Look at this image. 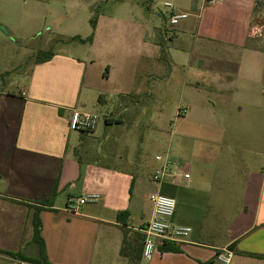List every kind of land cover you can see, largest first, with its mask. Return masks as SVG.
Returning a JSON list of instances; mask_svg holds the SVG:
<instances>
[{
    "label": "crops",
    "instance_id": "1",
    "mask_svg": "<svg viewBox=\"0 0 264 264\" xmlns=\"http://www.w3.org/2000/svg\"><path fill=\"white\" fill-rule=\"evenodd\" d=\"M49 1L0 0V35L10 50L24 45L53 51L49 59H34L22 88L0 83V259L32 264L1 250L41 259L33 214L57 182L53 205L40 211L45 264H225L217 259L225 250L234 252L228 264H264V257L253 255H264V27L253 33L264 22V0H167L189 16L172 24V36L164 29L162 40H151L149 28L134 23V45L103 75L115 78L109 89L96 87L95 57L80 54L78 47L76 54L53 50L55 44H84L75 36L90 35L74 28L73 14L56 16L70 21L73 31L54 29ZM145 4L152 8V0L150 7ZM112 30L99 17L94 41L110 42ZM168 65V75L161 74L160 68ZM175 65L186 66L185 77L191 79L172 75ZM152 78L159 87L151 86ZM172 86L182 95L203 98L201 106L180 108L178 118L208 133L191 134L194 158L179 170L173 169L170 147L165 156L157 154L172 162L175 173H167L162 182L148 180L137 165L127 166L134 162L120 143L136 127L126 123L125 112L106 114L100 137L98 126L94 131L69 127L74 108L101 103L105 92L119 94L122 107L146 90L170 93ZM226 136L231 141L224 142L225 155L214 153ZM100 138L108 139L102 146L94 144ZM199 141L206 143L205 152ZM103 153L112 163L104 161ZM156 161L155 169L162 165ZM163 184L175 187L172 221L192 231L182 240L157 238L153 258L141 255L132 263L121 254L124 236L143 251L144 240L136 241V235H145L154 214L149 195ZM92 193L98 194L96 200L73 209L70 199Z\"/></svg>",
    "mask_w": 264,
    "mask_h": 264
},
{
    "label": "rangeland",
    "instance_id": "2",
    "mask_svg": "<svg viewBox=\"0 0 264 264\" xmlns=\"http://www.w3.org/2000/svg\"><path fill=\"white\" fill-rule=\"evenodd\" d=\"M149 1L151 0H50L47 4L52 14H54L52 18L54 29L59 27V29L63 28L64 30L69 29L73 31V24L70 21H65V19L62 21V19L57 18V14H73L75 20L78 22L74 25V28H79L90 36L93 32L91 17L94 15H98V18L101 17L104 24L108 27L111 26V29H113L112 40L110 42L104 43V41H108L104 40L103 42L96 43L93 35L92 40L84 44H55L53 50L76 54L78 53L77 47L82 48L80 54L91 55L96 59V87L99 89L102 87L109 89L112 86L113 88L115 78L109 80L103 75H106L111 70L110 64L122 58V55L119 54H122V52L124 54L130 45H134L135 36L133 35H135L136 28V24L134 23L143 24L144 30L149 28L151 40L152 37L162 40L164 29L167 32V36L174 34V30L171 28L173 25L170 22V8L164 5V2L167 0H154V3L152 0L151 9L147 8L145 4L147 3L148 7H150ZM193 1L196 2L197 0H188L190 3ZM172 3L174 4V2ZM0 28L4 29L2 26ZM57 31L55 32L54 30L52 37L55 43L57 41ZM6 42L5 36L0 35V83L2 87L11 85L12 89L22 88L25 74L32 69L34 59L44 56L45 51L39 52L33 50L31 46L27 47L24 45L16 50H10ZM167 42L172 45L175 41L169 37V39L167 38ZM177 56L184 57L183 60L188 61L189 59L188 56L179 52H177ZM171 68L173 70L172 75L181 77L182 81L184 79H191V77H185L186 66L175 65ZM169 71V65L166 66V70L160 68V73L163 75H168ZM5 80L8 81L5 82ZM102 81H104L103 84ZM150 84L155 87H159L160 85L153 78ZM86 89H84V93ZM170 91V93H164L162 90L158 89L157 91L155 89L153 94H148V90H146L138 100L131 101L128 98L127 104L122 107L119 106L121 101L119 94L113 91L105 92L103 93L101 103H98L96 100L81 108L96 113L99 116L96 133L98 137L102 135V132L104 133L102 130L106 114L113 113L117 115L125 112L126 123H131L136 129L134 132H128L127 136L121 139V148L119 149L122 152H126L134 162V164H128L127 166L133 167L137 165L140 173L148 180L152 177L157 165L156 155L158 153L165 156L168 147H170L169 157H171L170 159L173 162V169L179 170L185 164H190L193 161L194 153L190 149V144L192 145L195 139L191 138V134L206 136L208 133L201 127H193L188 119L178 118L180 108L188 107L190 103L201 106L203 98L184 92L182 95L177 89L175 90L174 86L171 87ZM165 94L166 97H164ZM108 133L110 134V132ZM221 135L222 133L219 132L218 139L221 138ZM107 139H95L94 144L102 146ZM218 141L219 144L214 146V153L218 151L220 155H225L227 148L224 142L228 143L231 139L226 136ZM200 145L202 146L201 149L205 152L206 143L202 142ZM235 145H237V141H235ZM238 155L245 154L239 153ZM102 157H105L104 161L112 163L111 159H108L104 153ZM120 163V161L118 163L114 162V164L118 165ZM0 264H8V262L0 259Z\"/></svg>",
    "mask_w": 264,
    "mask_h": 264
},
{
    "label": "built area",
    "instance_id": "3",
    "mask_svg": "<svg viewBox=\"0 0 264 264\" xmlns=\"http://www.w3.org/2000/svg\"><path fill=\"white\" fill-rule=\"evenodd\" d=\"M213 2H221L223 0H211ZM164 5L170 8V22L171 24H177L182 19L189 16V13L178 10L172 2H164ZM263 21H264V9H263ZM264 27V22L261 27L253 32L254 34H260V30ZM99 122V116L96 113H92L86 110H80L74 108L71 112L69 120V127L72 130L78 131H94L97 128ZM157 160L162 162V165L155 169L152 178L157 182H162L165 175L172 172V162L165 159L163 155H157ZM186 178L190 176L189 173L184 174ZM98 198V194L92 193L85 196L78 197L76 199H70L73 205V209L77 210L81 204L87 201H93ZM149 198L154 204V214L151 220L148 222L145 231L144 246L142 256L146 260H151L157 251V238H168L172 240H182L192 231V227L187 225L175 224L172 218L175 214L177 207V199L169 194L162 193L160 190L150 193ZM234 257L232 250H225L217 253V259L225 264L231 262Z\"/></svg>",
    "mask_w": 264,
    "mask_h": 264
},
{
    "label": "trees",
    "instance_id": "4",
    "mask_svg": "<svg viewBox=\"0 0 264 264\" xmlns=\"http://www.w3.org/2000/svg\"><path fill=\"white\" fill-rule=\"evenodd\" d=\"M97 20H98V15H94L91 17V24L93 27V32H92L91 36H89L87 38H81L80 36H75L74 39H79L83 42L92 40L95 29H96ZM44 53H45L44 56H39L37 58L38 61L43 60V59H49L53 55L52 50H47ZM57 189H58V184L56 182L54 184V186L52 187V190H51V193L49 194V196L40 200V202H38L40 205H35V210H34V214H33L34 235H35L36 242L40 246L41 259H35L31 256L25 255L21 251L1 250L2 252L9 254V255H12L14 257L21 258L23 260H26V261L32 263V264H45L46 263L45 260H42L43 258H46V247H45L44 239L41 235L42 221L40 218V211H41V209H43V207H44L43 205H48V206L53 205L54 199L58 193ZM174 189H175V187L171 184H163V186L161 188V192L165 193V194L173 195ZM144 239H145V235H143L141 233H138L136 235V241H143ZM137 246H138V244L133 245L132 240H130L128 238L127 234H125L124 239H123V245L121 248V254L123 256L127 257L130 262L134 263L135 261H138L139 259H141V255H142V251H141V253H139V247H137ZM133 253H135V257L133 256ZM253 255H257L259 257H264V255H260V254L259 255L253 254Z\"/></svg>",
    "mask_w": 264,
    "mask_h": 264
}]
</instances>
